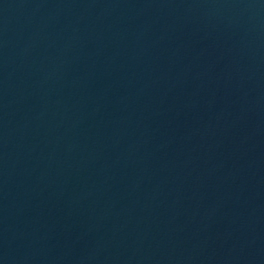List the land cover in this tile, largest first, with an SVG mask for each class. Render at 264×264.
<instances>
[{"label":"water","instance_id":"obj_1","mask_svg":"<svg viewBox=\"0 0 264 264\" xmlns=\"http://www.w3.org/2000/svg\"><path fill=\"white\" fill-rule=\"evenodd\" d=\"M0 264H264V0H0Z\"/></svg>","mask_w":264,"mask_h":264}]
</instances>
